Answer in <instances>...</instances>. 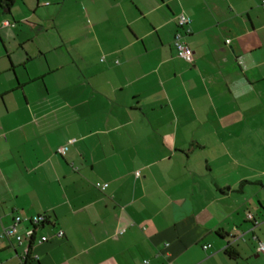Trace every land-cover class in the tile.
Listing matches in <instances>:
<instances>
[{
    "label": "crops",
    "instance_id": "1",
    "mask_svg": "<svg viewBox=\"0 0 264 264\" xmlns=\"http://www.w3.org/2000/svg\"><path fill=\"white\" fill-rule=\"evenodd\" d=\"M17 216L48 219L28 264H264V0H0V234Z\"/></svg>",
    "mask_w": 264,
    "mask_h": 264
},
{
    "label": "built area",
    "instance_id": "2",
    "mask_svg": "<svg viewBox=\"0 0 264 264\" xmlns=\"http://www.w3.org/2000/svg\"><path fill=\"white\" fill-rule=\"evenodd\" d=\"M177 24H178V31L175 34L174 38V47L177 51L178 57L185 60L188 63L193 62V51L185 41L186 36L190 34V19L184 15L181 14L177 18ZM227 43H230V40L227 41ZM68 146H63L58 149V153L62 156H65L68 152ZM136 176H140V172L136 173ZM97 187L105 191L108 188V184H101L98 183ZM248 219L254 220V216L252 214L248 215ZM25 221L24 218L21 216L15 217L13 223L8 228H5L3 232L0 234V241H2L4 238H10L13 239L16 244L24 245V251L22 255H20V264H28L31 259L32 254V248L35 245H40L45 242H48L51 240V236L47 235H41L37 237V231L43 227L47 222L48 219L45 216H34L30 218L28 221L31 224V228H29L25 234L19 233V226L21 223ZM256 222V221H255ZM257 223V222H256ZM65 235L63 230H59L53 237L61 239ZM210 246H205L204 249H208ZM259 252L264 253V245L260 244L258 248ZM147 263V261H145Z\"/></svg>",
    "mask_w": 264,
    "mask_h": 264
}]
</instances>
